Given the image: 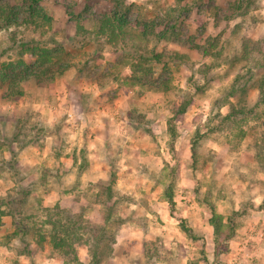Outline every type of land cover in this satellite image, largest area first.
Wrapping results in <instances>:
<instances>
[{"label": "clouds", "instance_id": "obj_1", "mask_svg": "<svg viewBox=\"0 0 264 264\" xmlns=\"http://www.w3.org/2000/svg\"><path fill=\"white\" fill-rule=\"evenodd\" d=\"M0 264H264V0H0Z\"/></svg>", "mask_w": 264, "mask_h": 264}, {"label": "trees", "instance_id": "obj_2", "mask_svg": "<svg viewBox=\"0 0 264 264\" xmlns=\"http://www.w3.org/2000/svg\"><path fill=\"white\" fill-rule=\"evenodd\" d=\"M97 2H98V0H97Z\"/></svg>", "mask_w": 264, "mask_h": 264}]
</instances>
